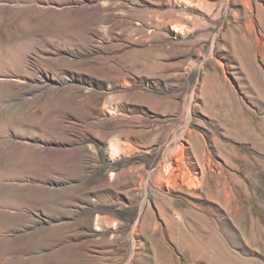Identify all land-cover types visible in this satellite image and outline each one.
<instances>
[{"label":"rangeland","instance_id":"1","mask_svg":"<svg viewBox=\"0 0 264 264\" xmlns=\"http://www.w3.org/2000/svg\"><path fill=\"white\" fill-rule=\"evenodd\" d=\"M0 264H264V0H0Z\"/></svg>","mask_w":264,"mask_h":264}]
</instances>
